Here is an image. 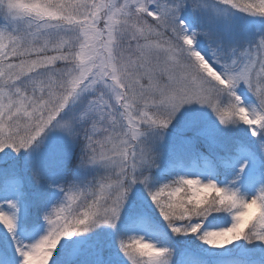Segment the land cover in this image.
<instances>
[{
  "label": "snow or ice",
  "instance_id": "1",
  "mask_svg": "<svg viewBox=\"0 0 264 264\" xmlns=\"http://www.w3.org/2000/svg\"><path fill=\"white\" fill-rule=\"evenodd\" d=\"M0 264H264V0H0Z\"/></svg>",
  "mask_w": 264,
  "mask_h": 264
}]
</instances>
